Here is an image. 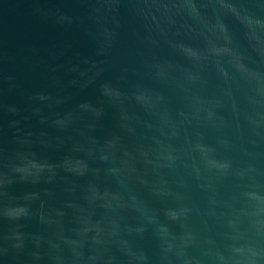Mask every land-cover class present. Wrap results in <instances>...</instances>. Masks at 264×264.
<instances>
[{
	"label": "water",
	"instance_id": "1",
	"mask_svg": "<svg viewBox=\"0 0 264 264\" xmlns=\"http://www.w3.org/2000/svg\"><path fill=\"white\" fill-rule=\"evenodd\" d=\"M0 264H264V0H0Z\"/></svg>",
	"mask_w": 264,
	"mask_h": 264
}]
</instances>
